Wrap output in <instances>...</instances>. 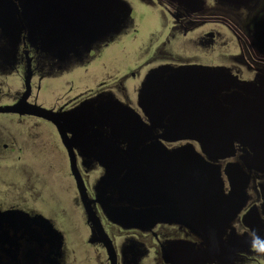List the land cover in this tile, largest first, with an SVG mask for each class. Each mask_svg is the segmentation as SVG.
<instances>
[{
	"label": "flooded vegetation",
	"instance_id": "af4514ba",
	"mask_svg": "<svg viewBox=\"0 0 264 264\" xmlns=\"http://www.w3.org/2000/svg\"><path fill=\"white\" fill-rule=\"evenodd\" d=\"M127 1L132 6V12L136 8L134 5L138 4L151 11L159 22L160 29L167 28V35L145 60L144 55L140 57L144 62L123 76L120 84L111 85L107 81L96 83L99 74L93 65L106 48L135 26L132 17L127 19L120 34H111L100 40L88 39L84 45L75 43L68 49L66 41L65 49L60 51L57 47L63 46L68 32L73 38L76 32L84 34L90 25L92 27L97 17V0H61L60 4L51 3L44 45L33 35L30 21H21V26L18 27L20 42L17 46V58H5L0 51V172L5 165L7 172L13 173L20 163L24 164L29 160L30 145L35 138L37 126H46L56 134L61 155L71 167L70 152L59 127L39 114L36 111L38 107L62 112L77 108L84 101L107 92L137 109V100L134 102L130 98L126 81L139 80V85L134 88L138 97L149 73L164 65L223 68L241 85H247L246 91L264 95V0ZM179 38L184 39L179 43L181 47H171L172 52L165 48ZM11 45V40L0 29V48ZM44 46L48 49H44ZM79 82L85 86L96 83V86L78 91L76 85ZM144 119L147 118L144 116ZM249 120L252 125H247L244 133H240L234 151L223 158L212 160L213 164L220 167L225 196L223 209L229 206L235 215L228 229L221 228L220 238L223 242L234 238L235 244L229 251V256H216L214 262L209 264H264V254L250 250L247 242V233L253 229L264 237V168H259V164L254 162L255 153L251 147L255 142H264V128L257 116L251 115ZM189 122L190 120L187 121ZM194 122L192 116L191 124ZM190 143L201 152L199 142L194 139H180L172 145L180 147ZM76 154L88 186V194L93 198L94 191L88 185V178L97 176V183L104 169L97 162L89 167L85 166L83 162L86 158L79 148H76ZM231 165L239 169L231 168ZM230 183L234 184V192L231 191ZM76 202L85 215L79 193ZM32 207V199L20 195L18 190L15 193L4 189L3 181L0 180V264H76L75 256L71 257L73 253L75 255V251L72 252L66 242L61 255L58 251L51 254L45 250L47 245L42 239L38 240L14 225L5 228V225L11 223L4 224V221L11 222L13 218H4V215L11 211H23L32 216L43 215L32 210ZM100 216L112 241L115 256L113 258L101 242H91V227L85 215L81 220L85 231L81 240L83 247L89 249L91 246L95 249L96 255L93 256L92 263L171 264L164 254V248L169 244L175 245L180 241L201 244L198 236L179 225L158 224L149 232L124 230L109 223L101 212ZM222 217L224 223L223 213L216 222L221 224ZM174 258L178 260L179 257Z\"/></svg>",
	"mask_w": 264,
	"mask_h": 264
},
{
	"label": "water",
	"instance_id": "95a60500",
	"mask_svg": "<svg viewBox=\"0 0 264 264\" xmlns=\"http://www.w3.org/2000/svg\"><path fill=\"white\" fill-rule=\"evenodd\" d=\"M97 2L92 27L84 34L76 32L73 38L68 32L63 46L57 47L59 51L65 49L66 41L68 49L75 43L84 45L88 39L120 34L132 17L127 0ZM51 3L60 4L61 0H0V29L12 42L0 48L5 58H17L22 20L30 21L33 35L45 44ZM147 78L138 93L137 109L106 92L70 110L56 112L39 106L36 111L59 127L69 149L92 243L104 244L114 258L101 212L109 223L124 230L149 232L158 224L187 228L200 238L201 244H169L164 248L168 262L212 263L216 256H229L235 244L234 238L226 242L220 238L221 228L228 229L235 215L229 206L223 209L220 167L212 160L234 151L240 133L252 125L249 116H257L264 126V95L246 91L247 85H241L223 68L164 65L153 69ZM180 139L196 140L201 152L192 143L174 147V141ZM259 142L251 144L253 159L259 168H264V142ZM76 148L86 158L85 166L97 162L104 169L93 188V198L88 194ZM230 187L234 192L233 183ZM222 213L225 221L222 217L219 224L216 219ZM4 218H13L11 222L4 221L11 223L5 228L19 227L42 239L47 245L45 250L61 255L65 235L52 220L23 211H11Z\"/></svg>",
	"mask_w": 264,
	"mask_h": 264
},
{
	"label": "rangeland",
	"instance_id": "374dc122",
	"mask_svg": "<svg viewBox=\"0 0 264 264\" xmlns=\"http://www.w3.org/2000/svg\"><path fill=\"white\" fill-rule=\"evenodd\" d=\"M134 6L136 8L132 12V18L135 26L106 48L97 63L93 65L99 74L96 83L107 81L108 84H120L121 78L142 64L146 56L152 54L167 35V28L160 29L159 22L151 11L140 4ZM177 40L166 45L165 48L172 52L171 47L174 49L181 47L179 43L184 39ZM143 55L144 60L140 59ZM96 83L85 86L79 82L76 88L78 91L85 90L95 87ZM125 85L129 89L130 98L135 102L137 94L134 88L139 85V80L129 79ZM35 131V138L30 145L29 160L24 164L20 163L13 173L7 172L5 165L1 169L0 180L3 181L4 189L15 193L18 190L20 195L32 199V210L52 220L56 228L65 235L66 244L72 252L75 251V255L73 253L71 257L75 256L76 264H97L92 263L93 256L96 255L95 249L91 246L88 247L89 249L82 246L81 237L84 238L85 231L81 226V220L85 215L81 207L77 206V183L70 171L68 161L61 155L58 138L46 126H37ZM97 179L95 175L88 178L87 182L91 190ZM66 249L70 255L67 246Z\"/></svg>",
	"mask_w": 264,
	"mask_h": 264
},
{
	"label": "clouds",
	"instance_id": "9594fccd",
	"mask_svg": "<svg viewBox=\"0 0 264 264\" xmlns=\"http://www.w3.org/2000/svg\"><path fill=\"white\" fill-rule=\"evenodd\" d=\"M247 242L250 250L258 254H264V237L260 236L255 229L247 233Z\"/></svg>",
	"mask_w": 264,
	"mask_h": 264
}]
</instances>
